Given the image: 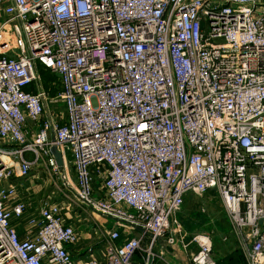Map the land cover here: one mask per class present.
Listing matches in <instances>:
<instances>
[{"label": "built area", "instance_id": "2783aa9c", "mask_svg": "<svg viewBox=\"0 0 264 264\" xmlns=\"http://www.w3.org/2000/svg\"><path fill=\"white\" fill-rule=\"evenodd\" d=\"M34 168L67 205L21 225ZM211 189L264 264V0H0V264H214L176 216ZM68 204L111 222L101 262L70 252Z\"/></svg>", "mask_w": 264, "mask_h": 264}, {"label": "rangeland", "instance_id": "374dc122", "mask_svg": "<svg viewBox=\"0 0 264 264\" xmlns=\"http://www.w3.org/2000/svg\"><path fill=\"white\" fill-rule=\"evenodd\" d=\"M38 71L49 98L54 97L58 90L54 74L41 66ZM30 87L34 90L33 84ZM50 109L60 112L64 110V105L57 101L50 104ZM15 182L18 198L25 204L24 215L18 220L21 225L27 217L36 214L38 206L44 200L67 205L60 179L40 168L32 169L28 177L15 179ZM68 205L67 209H62V213L75 226L80 236L78 242L71 245L70 252L76 254L79 259H84L87 251L91 249L101 262V250L105 237V234L99 231V228H103L100 222L102 217ZM176 216L183 229L185 241L197 233H205L211 237V256L214 264H247L239 241L225 215L221 200L214 189L202 196L188 195Z\"/></svg>", "mask_w": 264, "mask_h": 264}, {"label": "crops", "instance_id": "0c3cea01", "mask_svg": "<svg viewBox=\"0 0 264 264\" xmlns=\"http://www.w3.org/2000/svg\"><path fill=\"white\" fill-rule=\"evenodd\" d=\"M188 195H186L185 196V198L187 197ZM185 198H184V200H185ZM103 220V219H102ZM100 221L102 224L105 222L104 220L103 221ZM105 224V225H104ZM103 225L104 226H107V227H110V225H111V222H105ZM19 235L22 237L23 236V232H22V228H21V226L19 227ZM71 247V246H70ZM180 256V255H179ZM173 262L175 263V264H183L182 263V261L180 260V257H178V256H176L175 258H173Z\"/></svg>", "mask_w": 264, "mask_h": 264}, {"label": "water", "instance_id": "95a60500", "mask_svg": "<svg viewBox=\"0 0 264 264\" xmlns=\"http://www.w3.org/2000/svg\"><path fill=\"white\" fill-rule=\"evenodd\" d=\"M51 151L56 158L57 165L61 166L62 165V159H61L60 153L57 151V149L54 146L51 147Z\"/></svg>", "mask_w": 264, "mask_h": 264}]
</instances>
